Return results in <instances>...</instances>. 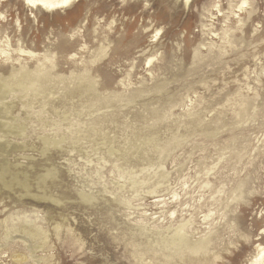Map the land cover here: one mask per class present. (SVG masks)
<instances>
[{"label":"rangeland","instance_id":"374dc122","mask_svg":"<svg viewBox=\"0 0 264 264\" xmlns=\"http://www.w3.org/2000/svg\"><path fill=\"white\" fill-rule=\"evenodd\" d=\"M0 177V264L264 260V0H0Z\"/></svg>","mask_w":264,"mask_h":264},{"label":"bare ground","instance_id":"6f19581e","mask_svg":"<svg viewBox=\"0 0 264 264\" xmlns=\"http://www.w3.org/2000/svg\"><path fill=\"white\" fill-rule=\"evenodd\" d=\"M24 1V3H25V5H27L28 7H31V8H35V9H42V8H45V9H47V10H57V9H63V8H66L73 0H23ZM183 1H185V2H187V3H189L190 1H192V0H183ZM22 53H24V51H21ZM2 53H4V52H2ZM5 54V53H4ZM21 177V176H20ZM2 178H3V176H2ZM22 178V177H21ZM22 181V180H21ZM5 182V181H4ZM2 180H1V177H0V185L2 184H4V186L6 187V186H10L11 184H7V183H4ZM14 184V183H13ZM20 184V183H19ZM1 185V186H2ZM18 185V184H17ZM3 186V187H4ZM11 187V186H10ZM7 188V187H6ZM13 189V188H12ZM2 190V189H1ZM4 190V189H3ZM261 235H264V230H262L261 231ZM186 244H190V242L189 243H186ZM179 245V244H178ZM184 245V244H183ZM195 245H197V244H195ZM182 246V245H181ZM191 247V246H190ZM189 247V248H190ZM201 247V246H200ZM200 247H198V248H200ZM184 248V247H183ZM188 248V249H189ZM193 249H194V245H193V247H192ZM193 249H192V251H193ZM180 250V249H179ZM183 250V249H182ZM185 250H187V249H185ZM196 250V249H195ZM192 251H187V252H185L184 253V256L186 255V253H188V255L189 256H195V254H193L192 253ZM201 251V250H200ZM182 252V251H181ZM262 252H263V249H261V254H259L258 256H257V258L255 259V262H253L254 264H262L263 263V254H262ZM179 253H180V251H179ZM179 256V255H178Z\"/></svg>","mask_w":264,"mask_h":264}]
</instances>
